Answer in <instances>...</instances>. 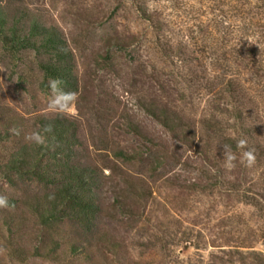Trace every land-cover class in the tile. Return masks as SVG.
Wrapping results in <instances>:
<instances>
[{"label":"rangeland","instance_id":"obj_1","mask_svg":"<svg viewBox=\"0 0 264 264\" xmlns=\"http://www.w3.org/2000/svg\"><path fill=\"white\" fill-rule=\"evenodd\" d=\"M249 2L0 0L8 21L36 17L62 32L78 97L75 114L63 116L77 124L78 160L103 174L88 259L70 253L74 224L41 223L35 209L48 188L0 178V195L14 205L0 209V264H264V8ZM244 39L258 50L236 52ZM43 57L0 39V129L9 134L1 161L28 142L38 117L56 115ZM151 105L180 117L189 145L179 127L167 130L146 111ZM241 138L254 151L251 167L239 162ZM223 144L237 154L233 169L224 167ZM119 149L132 160L116 157ZM54 240L57 258L33 255Z\"/></svg>","mask_w":264,"mask_h":264},{"label":"trees","instance_id":"obj_2","mask_svg":"<svg viewBox=\"0 0 264 264\" xmlns=\"http://www.w3.org/2000/svg\"><path fill=\"white\" fill-rule=\"evenodd\" d=\"M226 1L230 3L232 0ZM233 1H237L242 6L250 4L249 0ZM256 1L257 3H254L256 8L263 10L264 0ZM140 10L144 18L152 22L153 14L146 12L142 7ZM241 13L243 16L247 15L245 8ZM245 21L246 18L243 20L246 25L253 24L250 20L246 23ZM0 39L12 47H29L44 55L45 57L39 60L40 68L51 77L61 78L66 90L76 89L77 78L74 73L73 55L62 32L56 26L45 25L36 17L8 21L6 12L0 6ZM112 39L117 45L122 46L126 38L115 36ZM234 50L250 55L255 53L258 47L244 39ZM161 51L164 53L166 50L161 47ZM233 84L230 79L224 82L230 93L234 92ZM146 111L167 130L172 131L175 127H179L181 130L175 134L176 137L183 144H190L186 126L173 110L151 105L146 107ZM47 123L54 125V132L47 134L48 146H39L30 141L22 143L5 160H0V178L12 181L14 175L26 177L48 188L49 194L46 195L44 203L38 204L41 210L35 209L41 223L46 226L60 222L74 224L79 238L77 242L72 243L70 253L75 257L84 255L88 259L91 257L88 250L92 244L90 236L93 237L97 232L100 212L98 192L103 183L102 170L78 160L75 148L79 143L78 129L74 120L57 114L52 117L40 116L36 119L35 130H41ZM130 126L136 133L142 135L136 124L131 123ZM142 136L153 143L148 135ZM8 137V130L0 129V141ZM234 147L236 148V145ZM258 150L264 149L258 147ZM114 155L126 161L133 158L131 154L121 149L115 151ZM50 194H54V199L49 198ZM53 243V246L45 252H39L41 249L35 247L33 255L57 258L56 250L59 248V242L54 240Z\"/></svg>","mask_w":264,"mask_h":264},{"label":"clouds","instance_id":"obj_3","mask_svg":"<svg viewBox=\"0 0 264 264\" xmlns=\"http://www.w3.org/2000/svg\"><path fill=\"white\" fill-rule=\"evenodd\" d=\"M251 44H256L252 40H248ZM260 48V46H259ZM64 81L59 77H50L48 79V87L50 90V98L48 102V109L57 115H74V105L78 99L77 93L74 91L66 90L64 87ZM54 132V125L47 123L42 126L41 130L32 131L25 134V140L30 141L39 146H48L47 134ZM16 134H19L18 131ZM237 149L240 150L239 162L245 166L251 167L256 160L254 151L247 147L246 139H239L236 143ZM223 157L224 167L226 169L235 168V161L237 160V154L232 150L231 145L223 144ZM50 199H54V194H50ZM14 207L9 202V199L5 195H0V209H9Z\"/></svg>","mask_w":264,"mask_h":264}]
</instances>
